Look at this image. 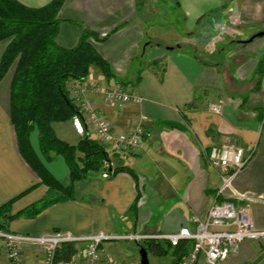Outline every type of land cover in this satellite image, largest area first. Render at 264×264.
I'll list each match as a JSON object with an SVG mask.
<instances>
[{"label":"crops","instance_id":"0c3cea01","mask_svg":"<svg viewBox=\"0 0 264 264\" xmlns=\"http://www.w3.org/2000/svg\"><path fill=\"white\" fill-rule=\"evenodd\" d=\"M16 1L40 8L52 0ZM173 2L180 10L183 29L164 48L154 43L155 35H149L135 0H64L57 16L56 43L73 48L84 29L108 35L94 48L115 75L106 82L92 68L83 82L68 84L70 98L78 99L79 109L83 100L90 102L111 123L115 134L140 128L141 148L128 155L109 152L113 167L128 168L133 176L121 172L104 178L103 170L77 181L73 184L75 199L55 203L34 218L11 220L12 233L41 235L63 230L76 235L155 236L193 228L195 217L205 218L221 183L220 171L208 160L213 146L253 150L233 180V188L253 199V226L264 230V37L248 44L232 43L264 31V0ZM219 37L224 44L212 47ZM8 43L0 42V60ZM155 61L154 67L151 63ZM260 62L263 74L255 89ZM139 70L140 81L134 86ZM13 71L11 68L0 81V206L14 199L11 214L38 202L47 192L18 151L10 118ZM125 82L131 84L125 87ZM117 88L137 94L141 101L107 100L104 91ZM79 89H85L84 94ZM52 128L71 145L85 136L97 140L84 122L83 134L75 131L72 121L53 123ZM30 144L39 155L36 131L30 135ZM41 161L62 186L70 185L67 166L60 157ZM222 198L233 200L234 195L226 190ZM108 245L101 246L102 256L121 259L122 255L113 256L115 249ZM21 254L26 264L41 263V255L30 247H21ZM0 264H6L2 240ZM218 264H264V242L243 241L236 253Z\"/></svg>","mask_w":264,"mask_h":264},{"label":"trees","instance_id":"16d2710c","mask_svg":"<svg viewBox=\"0 0 264 264\" xmlns=\"http://www.w3.org/2000/svg\"><path fill=\"white\" fill-rule=\"evenodd\" d=\"M135 2L140 11L144 0ZM63 3L64 0H52L40 8H29L16 0H0V42L9 40L0 60V81L14 68L10 118L18 151L39 178V183L47 188L41 200L15 214L10 211L14 199L0 206V231L4 233H11L9 224L15 218H34L55 203L75 199L73 184L86 180L92 174L106 170L111 176L121 172L134 175L125 167L110 168V153L98 140L85 136L71 145L59 139L52 128L53 123L72 121L76 116L83 122L79 107L70 98V82H83L92 68L99 70L106 82L115 78L109 63L94 48L95 43L104 42L108 35L100 36L84 29L73 48H63L56 43L60 24L57 16ZM226 8L227 5L223 6ZM154 63L151 65L155 67L156 61ZM141 72L139 70L134 86L139 83ZM262 74L260 62L255 73V89ZM129 84L125 82L123 86ZM35 131L40 157L30 144V135ZM54 157H60L67 166L71 183L66 187L47 171L41 161V158L51 161ZM136 245L154 256L169 255V264H180L191 248L187 241L172 246L169 242L154 239L137 242ZM73 255V244H63L56 251L55 260L70 261Z\"/></svg>","mask_w":264,"mask_h":264},{"label":"built area","instance_id":"2783aa9c","mask_svg":"<svg viewBox=\"0 0 264 264\" xmlns=\"http://www.w3.org/2000/svg\"><path fill=\"white\" fill-rule=\"evenodd\" d=\"M85 89H79L84 94ZM107 100L118 103H138L141 98L131 92L120 88L104 91ZM78 100V99H77ZM74 99L73 103L77 104ZM79 107V106H78ZM83 122L94 132L108 152L117 154H134L141 148L140 136L142 130L136 129L126 134H115L111 123L97 113L93 105L83 100L80 106ZM215 112H219L215 108ZM83 122L76 116L72 120L73 127L78 134H83ZM253 150L245 151L241 147L223 148L213 146L209 152L208 160L212 168L220 171L221 183L212 205L203 220L193 219L194 227H183L173 234L155 236H141L137 234H109L104 232L76 235L68 231L53 230L41 235L14 234L0 231V240L3 241V253L6 264H26L21 254V247L27 246L41 255L40 264H117V261L104 258L101 246L105 243L119 241L141 242L154 239L169 242L177 246L182 241L191 243L188 255L180 264H218L237 252L243 241H263L264 230L253 226L250 215L251 197L237 193L233 188V180L247 165ZM110 168H114L111 162ZM104 178L111 176L104 172ZM229 190L234 199L222 198V194ZM236 202H241L240 207ZM63 244H73L74 255L70 261H56L55 254Z\"/></svg>","mask_w":264,"mask_h":264},{"label":"rangeland","instance_id":"374dc122","mask_svg":"<svg viewBox=\"0 0 264 264\" xmlns=\"http://www.w3.org/2000/svg\"><path fill=\"white\" fill-rule=\"evenodd\" d=\"M179 11L180 10L176 7L173 0H144V4L140 10V19H143L145 21L149 31V35H155L153 36V38H156V40H154V43H158L161 47L164 48L170 47L167 46V43L171 45L173 44L175 40V38L173 37L177 36V33H179L178 29H180V27L181 29H183V23L181 21ZM198 40H201V38H199ZM222 40L223 38L219 37L214 41L215 44H213L212 42L211 46H221L222 44H224V42L222 43ZM181 45L189 48L187 44ZM198 55L203 56V53L200 52V54ZM105 245H108L115 249L113 256L122 255L121 259L119 260L113 258L117 261V264H139L140 256L138 253V247L134 242L119 241L113 243H105ZM148 260L149 264H169L171 262V257L169 255L158 257L152 254H148Z\"/></svg>","mask_w":264,"mask_h":264},{"label":"water","instance_id":"95a60500","mask_svg":"<svg viewBox=\"0 0 264 264\" xmlns=\"http://www.w3.org/2000/svg\"><path fill=\"white\" fill-rule=\"evenodd\" d=\"M261 37H264V31H261V32H258L256 34L252 35L247 40H243V41H240V40H237V41L232 40V43L248 44V43L253 42L255 39L261 38ZM167 49L169 50V49H172V48H167ZM137 247H138V253H139V256H140V262H139V264H149L147 251L143 247H140V246H137Z\"/></svg>","mask_w":264,"mask_h":264}]
</instances>
